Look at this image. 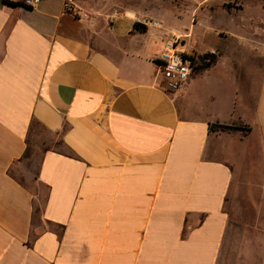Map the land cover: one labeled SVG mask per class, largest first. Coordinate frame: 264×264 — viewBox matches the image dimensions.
<instances>
[{
    "label": "crops",
    "instance_id": "obj_1",
    "mask_svg": "<svg viewBox=\"0 0 264 264\" xmlns=\"http://www.w3.org/2000/svg\"><path fill=\"white\" fill-rule=\"evenodd\" d=\"M3 1L0 264H224L225 205L242 180L233 147L248 145L209 125L246 124L264 161V64L250 73L252 98L234 78L229 93L205 82L220 54L169 92L154 55L180 30L164 24L156 0H74L88 17L64 0ZM187 1L195 13L224 2ZM35 125L65 148L42 150L30 174L42 197L12 172ZM249 250L245 264H264V249Z\"/></svg>",
    "mask_w": 264,
    "mask_h": 264
},
{
    "label": "rangeland",
    "instance_id": "obj_2",
    "mask_svg": "<svg viewBox=\"0 0 264 264\" xmlns=\"http://www.w3.org/2000/svg\"><path fill=\"white\" fill-rule=\"evenodd\" d=\"M174 1L175 6L168 0H156L157 13L166 22L165 25L180 30V33L175 35H180L181 45L186 53H193V71L207 61L203 54H220V63L216 64L215 70L205 82L210 88L229 93L235 80L241 92L250 93L248 97L252 98L255 92L253 93L254 85L251 84L250 73L253 67L264 64L263 58L260 57L264 54V0L212 2L196 13L193 12L191 2ZM94 2L100 3L104 0ZM133 3L134 0L106 1L109 8ZM173 12L178 14V20L173 16ZM224 68L230 70L229 75L224 73ZM225 76H229L226 81ZM234 125L240 128L230 131L243 136L248 151L246 153L245 147L238 143L233 147L236 159L241 162L242 180L236 182L225 205L230 214L232 232L231 240L225 249L224 264H245V258L252 255H248L249 248L255 255L264 249V161L256 142L248 136L250 128L242 123ZM48 148L65 151L56 134L33 126L29 133V148L24 157L26 159L12 168L17 178L25 182L32 191L37 190L41 197L45 189L33 183L30 174L39 162L41 151Z\"/></svg>",
    "mask_w": 264,
    "mask_h": 264
},
{
    "label": "built area",
    "instance_id": "obj_3",
    "mask_svg": "<svg viewBox=\"0 0 264 264\" xmlns=\"http://www.w3.org/2000/svg\"><path fill=\"white\" fill-rule=\"evenodd\" d=\"M40 1L24 0L23 4L27 7H35ZM63 8L65 11L75 13L80 17H88V14L74 3V0H64ZM143 21L157 28H160L162 24L155 19H144ZM180 40V35L172 34L163 41L162 49L154 55L159 66L163 87L169 92H175L183 87L193 72L194 59L182 48Z\"/></svg>",
    "mask_w": 264,
    "mask_h": 264
},
{
    "label": "trees",
    "instance_id": "obj_4",
    "mask_svg": "<svg viewBox=\"0 0 264 264\" xmlns=\"http://www.w3.org/2000/svg\"><path fill=\"white\" fill-rule=\"evenodd\" d=\"M3 2H5L6 4H9V5H23V3L19 2V1L4 0ZM133 26L135 28H141V29L143 28V26L140 23H136V22L133 24ZM203 58L207 59V61L205 63H203L199 68H206L210 64L214 63L216 60V55H215V53H205V54H203ZM209 128L211 130L230 131V130H234V129H239L240 127H238L236 125L211 123L209 125Z\"/></svg>",
    "mask_w": 264,
    "mask_h": 264
}]
</instances>
